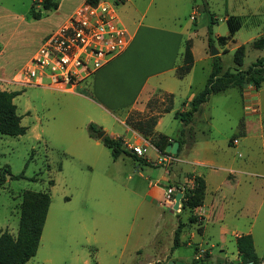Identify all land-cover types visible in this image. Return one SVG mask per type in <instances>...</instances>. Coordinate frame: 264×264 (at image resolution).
Returning a JSON list of instances; mask_svg holds the SVG:
<instances>
[{
  "label": "rangeland",
  "instance_id": "1",
  "mask_svg": "<svg viewBox=\"0 0 264 264\" xmlns=\"http://www.w3.org/2000/svg\"><path fill=\"white\" fill-rule=\"evenodd\" d=\"M39 1L0 0V88L19 92L13 104L21 125L26 128L25 134L18 137L0 135V173L4 175L0 186V232L7 231L16 236L20 195L24 191H46L50 205L45 224L36 254L26 264H167L172 240L169 242L161 235L153 245L149 244L153 220L159 212L153 207L146 208L141 198L130 191L140 182L135 169L137 163L127 158L113 161L110 151L100 142L96 144V140L87 134V125L94 123L107 135L115 134L133 142L132 133L127 132L122 124L125 116L127 123H136L162 110L167 102L163 94L157 92L144 112L119 110L109 114L78 96H91L86 83L78 85L73 94L61 91L71 89L55 85L47 88L15 86L42 40L63 24L83 0H54L58 7L49 10H44ZM136 1L141 12L145 10L146 22L150 23L154 13L158 12L162 16V25L177 27L185 34H191L192 71L183 80H173V110L162 117L158 126L159 132L175 138L182 125L174 118V113L183 109L189 92L196 93L204 87L213 61L211 48L218 51L223 70H234L233 55L241 45L245 51L240 70H247L257 59L264 58V49L251 46L254 40L264 36V15L258 18L259 22L254 19L244 22L233 40H227L222 46L216 37H226L228 32L224 21L225 0H154L147 9L145 6L149 0ZM105 2L112 5L119 18L129 17L123 12L122 2ZM205 2L208 3V11L216 17L210 48L206 33L208 15L202 11ZM230 3L231 7L239 8L237 3ZM256 4V0H248L250 8ZM32 13H40V18L33 19ZM245 113L236 89L210 95L202 110L195 114L192 125L196 140L203 138L201 133H205L209 150L195 146V139L192 140L180 156L182 162L173 164V172L179 169L182 172H205L208 190L216 188L226 172L215 174L208 168L189 163L210 156L214 160L222 159L226 164L228 158H232L229 151L233 152L228 141L237 135L238 123L245 119ZM246 143L245 149L240 146L234 150L236 157L237 154L241 156L236 161L251 160L253 168L262 172L263 179L255 181L253 178L251 186L246 187L248 190L242 192L240 189L237 193L244 206L242 212L230 204L225 213L216 215L215 221L197 218L192 224L188 211L165 214L166 221L171 219L173 223L185 224V228H181L180 247L174 250V256L181 257L185 264L204 258L206 253L209 258L205 264L231 262L219 260L216 256L223 248L231 258L230 253L236 251L233 235L243 234L251 235L257 257L264 258V162L259 163L264 161V127L261 138ZM141 149L145 156L155 155L148 145ZM141 168L143 178L150 176L148 171L153 176L164 171L163 167L155 170L141 165ZM218 218L222 220L218 221ZM222 230L225 232L224 244L220 243ZM190 234L193 236L191 241L188 239ZM186 240L190 246L181 244ZM156 252H161L162 256L168 254V257L153 259ZM238 261L237 258L232 262Z\"/></svg>",
  "mask_w": 264,
  "mask_h": 264
},
{
  "label": "crops",
  "instance_id": "2",
  "mask_svg": "<svg viewBox=\"0 0 264 264\" xmlns=\"http://www.w3.org/2000/svg\"><path fill=\"white\" fill-rule=\"evenodd\" d=\"M153 1L154 0H149L147 5L145 6V9H147L150 5H152ZM232 1L237 3L239 8L231 7L232 5L230 2ZM232 1L225 0L224 3L226 6V11L224 16L225 22L226 19L230 16L238 17L241 19V27H242L243 23L249 19L251 20L254 19L255 21L257 20V22H259L258 18L261 15H264V0H256L257 4L254 6V8L249 7L248 0H232ZM82 2H84V0ZM121 2H122L121 3L122 6L124 7L123 12H126V14L129 17L128 18H124L122 16L120 18L118 16L117 17L120 24L126 29V31L128 32L131 38L130 43L127 49L120 56L110 61L108 64H106L98 71H96L95 74L92 75L88 81L85 80L84 82H82V83H86V86H88L91 96H87L83 94L78 95L80 98L87 100L91 104L98 107L100 110H103L104 112H109V114L111 113L110 111H119V110H125L126 112L131 110H134L136 112H144L149 100L157 92H161L162 94L172 95L173 98L174 97L173 80H183L188 74H190L193 68V64H192L190 71L181 79H179L176 76L177 67L182 65L183 47H184V42L187 40L191 41V52L193 55L192 39L189 36L191 34L189 35L185 34L183 30L178 29L177 27H168L165 26L164 24L162 25L161 22L162 16L158 12L154 13L152 19L150 20V23L146 22L145 10L141 12L139 3L136 0H122ZM205 4L208 10L207 7L208 3L205 2ZM202 11L203 12L205 11L204 6H202ZM228 11L230 14L228 13ZM213 17L216 19L214 13H213ZM192 18L193 17H191V19ZM257 25L258 23L255 26ZM185 36L187 38H184ZM233 37L230 40H233ZM193 63H194V57H193ZM230 71L233 72V70ZM15 86H19V85H15ZM234 89L238 91L239 99L242 103L243 110L246 113L244 114L245 119L240 120V122L238 123L237 135H234L228 141V143L232 146L231 148H233V152L232 150L229 151L232 153V155L228 152V157H230L231 155L232 158L231 159L228 158L226 164L223 162L222 159L214 160L210 156H208V158L206 157L202 159L201 158L194 159L191 163L187 162L195 166L208 168L210 169L209 172H214L215 174L218 172H226L225 176L222 175L221 182L213 190L212 189L208 190L207 187L208 182L205 176V172H195V170H192L191 172H182L179 171L180 169L173 172L172 170L173 164L182 162L180 156L183 153L184 148H186L187 144H183L181 146L178 156L173 157V162L171 163L162 162L167 156V153L165 154L160 153L154 146H152L149 143L148 140H145L138 132H136L130 126H128L126 124V116L124 122L122 121V124L123 126H126L127 132L130 131L132 133L133 142H129V140L127 139L124 140L115 134H109L108 136L115 139H121L123 141V144L128 150H131L133 147L142 148L145 147V145H148L154 151L155 154L154 156L149 157L143 155L142 157H138L144 161L143 163L133 161L130 157L125 155H120L117 158H113L111 154V150L105 147L100 142V140L94 139L96 140L95 141L96 144H99L100 142L107 150L110 151L111 158L113 161H117L121 158L122 159L127 158L130 159L133 163H137L135 169L138 172V178L140 180L138 184L141 186V188L137 184L134 185V187L130 191L134 195L141 198L142 204H144L146 208L153 207L154 209H156V212H159L158 216L155 218V220H153V226L149 234L150 245H153L155 243V240L161 235L166 237L169 242L173 239L174 231L177 229L178 224L181 222L178 221L177 223H173L171 219L166 221L165 214L171 212H175V213L182 212L180 210L181 205L179 202L178 210L176 211L173 210V206L164 203V193H165V189H167L168 187H172L175 189L192 188L193 181L192 179L188 178V175L198 176L203 178L204 180L205 193L203 198V204L201 207L207 209L209 212L207 217L205 218L206 221H211V220L215 221L216 215L219 214V212H221L220 214L225 213L228 210L227 208L230 204L236 205V208H238V210L242 212L244 206H242L240 199L237 196V193L239 192L240 189H243L242 192L246 191L247 189L246 187L251 186V180H253V178L255 179V181L263 179L262 172L256 168H253L251 160L249 159L243 160V163L236 161V158H240L241 156L240 154H237L236 157L235 156L236 153L234 152V150L241 148L240 146H242L243 149H245L247 141L262 137V130L264 127L263 125L264 83L258 89H255L251 85L244 87L242 90H239L238 88H234ZM0 90L8 91L6 89H1V88ZM74 90L71 91L61 90V91L73 94ZM227 90H225L224 92H226ZM198 92L196 93L189 92V94L185 96L183 109L179 111L187 110L189 107V101ZM205 103L202 104L201 110L203 105H205ZM172 107H173V103H172ZM172 110L173 109H171L170 112L163 114L157 120V123L153 130L154 135H163L167 137L170 144L177 142L176 139L179 137V132L183 127L182 123H181L182 126L175 138L166 136L165 134L159 132L158 126L161 123L162 117L164 115L170 114ZM253 116H256L257 119H255L256 117ZM192 125L193 123L190 125V127ZM192 129L194 132L193 126ZM103 132L105 133V135H107L106 131ZM201 134L203 138H200L199 140H196L195 137H193V140L195 139L194 144L195 146H200V148L202 147L203 150L207 151L209 150V146H208L209 142L207 141L206 138H204L205 133L202 132ZM263 162L264 161H259V163H263ZM256 164H258V162ZM141 165L149 166V168H154L155 170H157L156 168L163 167L164 171H162L161 173L154 174V176L151 171H148L150 176H145L143 178V174H142L143 169L141 168ZM155 172L156 171H154V173ZM206 175L210 176L212 174L210 175L206 174ZM225 189H227V192H225ZM217 220L220 221L222 220V218H218ZM182 227L185 228V224H183ZM201 227H202V235H203L204 233L203 225H201ZM182 234L183 231L181 230L179 240L181 239ZM220 235H221L220 243L224 244L225 232L222 230ZM238 236L240 235H233L234 244H235V238ZM191 237H193L192 234H190L188 238L190 241H191ZM186 242L187 240L184 241L183 243L181 242V244L185 243V245L190 246V242L187 243ZM136 249L139 248L137 247ZM219 250H220V255L216 256L217 259L219 260L232 262L238 258L237 251H235V253H230L231 258H229L227 257V252L223 248H220ZM209 254H211L210 251ZM161 256H162L161 252L159 253L156 252L155 257H153V259L154 258L157 259L158 257ZM162 257L163 259H166L168 257V254L163 255ZM167 262H174V263L179 262L185 264V262L181 257L176 258L174 256V250H172L170 254V259Z\"/></svg>",
  "mask_w": 264,
  "mask_h": 264
},
{
  "label": "trees",
  "instance_id": "3",
  "mask_svg": "<svg viewBox=\"0 0 264 264\" xmlns=\"http://www.w3.org/2000/svg\"><path fill=\"white\" fill-rule=\"evenodd\" d=\"M85 2L96 4L99 0H84ZM39 4L44 10L57 9L58 5L54 0H40ZM205 12L208 15L207 25V44L210 48L213 45L212 26L215 23L213 14L210 13L206 4H204ZM33 19H39L40 13H32ZM228 34L226 37H217V42L224 46L227 40L231 39L241 27V19L230 16L226 19ZM254 49H264V36L258 38L251 44ZM244 46L237 47L233 55V72L229 69L223 71L221 61L218 56L213 57L211 71L205 82L204 87L194 95L189 101L187 110L177 111L175 118L178 119L183 127L179 132V137L176 139L179 142V147L175 155L177 157L183 144H191L194 132L192 126L194 116L201 111V106L204 104L210 95L224 92L229 88H238L242 90L246 86H253L258 89L264 83V58L257 59L247 70H239L242 66L244 58ZM182 65L177 67L176 76L181 79L191 69L193 64V55L191 52V41L184 42L182 53ZM19 92H8L0 90V135L18 137L24 135L26 128L20 123L21 118L16 113V106L13 104V99ZM166 105L162 110L154 115H150L147 119L137 121L136 123H127L133 130L138 132L145 140L154 146L160 153L165 154V148L169 145L168 138L163 135H154L153 130L157 120L165 113L172 109V95L163 94ZM188 127V128H187ZM102 132L101 127L94 123L87 125V134L91 139H97V135ZM100 142L111 150L113 158L120 155L130 157L133 161L143 163L144 161L138 158L131 150H128L121 139L111 138L104 135ZM170 155V154H168ZM193 181L192 188H184L183 196L180 200V210L191 213L189 222L195 223L197 216L195 210L202 206L205 193V183L203 178L198 176L188 175ZM4 175L0 173V186L3 185ZM53 184L52 181L49 182ZM20 214L18 222V230L15 237L7 231L0 232V264H26L32 257L35 256L40 237L45 224L47 212L50 205V196L46 191L33 192L24 191L21 195ZM183 224L179 223L174 231L172 239V248L175 250L180 247L179 236ZM235 247L238 255V262H228L225 264H261L264 263V258L259 259L254 250L253 239L250 234L240 235L235 238ZM209 258L208 253L204 258L194 261L192 264H205ZM224 263V261H219Z\"/></svg>",
  "mask_w": 264,
  "mask_h": 264
},
{
  "label": "built area",
  "instance_id": "4",
  "mask_svg": "<svg viewBox=\"0 0 264 264\" xmlns=\"http://www.w3.org/2000/svg\"><path fill=\"white\" fill-rule=\"evenodd\" d=\"M130 39L111 4L105 0H99L96 4L84 1L63 24L42 40L21 71L17 83L20 87L55 85L74 90L120 56L127 49ZM131 151L137 157L143 156L140 147H133ZM162 162H173L172 155L167 154ZM182 190L172 187L165 189L164 203L173 206L175 194L182 193ZM208 213L203 207L195 210V215L201 220Z\"/></svg>",
  "mask_w": 264,
  "mask_h": 264
},
{
  "label": "water",
  "instance_id": "5",
  "mask_svg": "<svg viewBox=\"0 0 264 264\" xmlns=\"http://www.w3.org/2000/svg\"><path fill=\"white\" fill-rule=\"evenodd\" d=\"M218 51L215 50L214 48H211L210 51V55L212 57L217 56ZM105 135V133L102 131L97 135V139L100 140L103 136ZM179 146L178 142H174L173 144L167 145L165 148V153L170 154V155H175L177 152V148ZM182 198V193L178 192L176 193L175 197H174V204H173V210H178V206H179V202ZM167 264H183V263H174V262H168Z\"/></svg>",
  "mask_w": 264,
  "mask_h": 264
}]
</instances>
